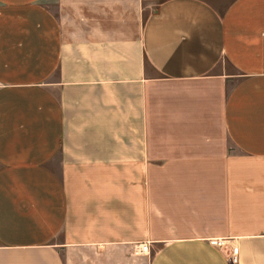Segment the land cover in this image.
I'll use <instances>...</instances> for the list:
<instances>
[{
	"label": "crops",
	"instance_id": "obj_1",
	"mask_svg": "<svg viewBox=\"0 0 264 264\" xmlns=\"http://www.w3.org/2000/svg\"><path fill=\"white\" fill-rule=\"evenodd\" d=\"M148 1L0 0V264H264V0Z\"/></svg>",
	"mask_w": 264,
	"mask_h": 264
},
{
	"label": "built area",
	"instance_id": "obj_2",
	"mask_svg": "<svg viewBox=\"0 0 264 264\" xmlns=\"http://www.w3.org/2000/svg\"><path fill=\"white\" fill-rule=\"evenodd\" d=\"M211 244L219 249L226 250L228 254L229 262L232 264H237L239 248L236 246L228 247L226 245V240L224 239H215L211 241ZM151 252L150 243H144L139 247V253L141 255H148Z\"/></svg>",
	"mask_w": 264,
	"mask_h": 264
},
{
	"label": "rangeland",
	"instance_id": "obj_3",
	"mask_svg": "<svg viewBox=\"0 0 264 264\" xmlns=\"http://www.w3.org/2000/svg\"><path fill=\"white\" fill-rule=\"evenodd\" d=\"M152 0L148 1V2H151ZM154 2V1H153ZM146 6L148 7H152V3H147Z\"/></svg>",
	"mask_w": 264,
	"mask_h": 264
}]
</instances>
